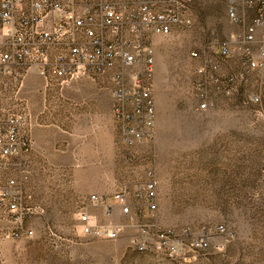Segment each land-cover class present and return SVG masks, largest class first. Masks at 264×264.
<instances>
[{
    "label": "rangeland",
    "instance_id": "374dc122",
    "mask_svg": "<svg viewBox=\"0 0 264 264\" xmlns=\"http://www.w3.org/2000/svg\"><path fill=\"white\" fill-rule=\"evenodd\" d=\"M227 8L228 0H195L191 28L155 37L156 137L134 148L119 142L110 86L87 78L48 82L31 71L0 77V113L30 120V187L43 210L32 221L33 238L0 239V264H264V107L247 99L252 91L264 96V73L246 78L234 96H216L204 112L194 92L200 61L192 52L212 58L246 28L230 21ZM254 17L245 14L247 23ZM239 48L222 63L224 74L241 69ZM149 171L158 182L155 219L135 206L132 219L115 210L107 221L123 227L116 240L81 232L77 212L89 195H135ZM145 226L150 235L204 234L208 249L190 263L140 253L132 243L149 238Z\"/></svg>",
    "mask_w": 264,
    "mask_h": 264
},
{
    "label": "built area",
    "instance_id": "2783aa9c",
    "mask_svg": "<svg viewBox=\"0 0 264 264\" xmlns=\"http://www.w3.org/2000/svg\"><path fill=\"white\" fill-rule=\"evenodd\" d=\"M195 0H0V77L25 76L31 71L48 82L87 78L110 86L112 118L119 142L126 148L152 142L156 137L155 47L157 36H169L192 27ZM255 17L246 22V12ZM227 13L241 34L219 44L212 58L192 52L200 61L194 68L198 111L213 106L216 96H234L250 75L264 73V33L258 55H253L257 32L264 30V0H228ZM240 47L243 63L233 74L222 72V63ZM24 72V73H23ZM248 101L264 107V96L252 91ZM30 120L26 114L0 113V239H31L32 221L43 214L30 187L33 150ZM155 174L133 195L122 190L110 196L91 194L77 217L86 236L116 240L120 224H108L115 210L133 218V208L144 217L158 213ZM102 213L98 219L96 211ZM140 212V213H141ZM151 226H145L149 234ZM223 230V228H220ZM140 253L155 252L190 263L208 249L204 234L189 230L157 231L137 238Z\"/></svg>",
    "mask_w": 264,
    "mask_h": 264
},
{
    "label": "crops",
    "instance_id": "0c3cea01",
    "mask_svg": "<svg viewBox=\"0 0 264 264\" xmlns=\"http://www.w3.org/2000/svg\"><path fill=\"white\" fill-rule=\"evenodd\" d=\"M40 133V132H39ZM36 134V133H35ZM88 152H85V154L83 155V156H85L86 158H88ZM78 156H82V153L81 152H79V154H78Z\"/></svg>",
    "mask_w": 264,
    "mask_h": 264
}]
</instances>
